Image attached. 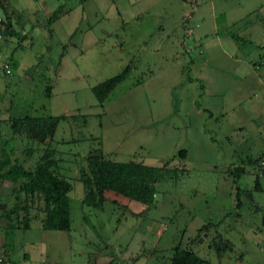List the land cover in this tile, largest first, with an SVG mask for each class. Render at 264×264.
I'll return each mask as SVG.
<instances>
[{"label":"rangeland","instance_id":"1","mask_svg":"<svg viewBox=\"0 0 264 264\" xmlns=\"http://www.w3.org/2000/svg\"><path fill=\"white\" fill-rule=\"evenodd\" d=\"M27 1V34L1 30L0 109L59 117L71 184L67 230L30 264H168L174 245L217 264L218 238L224 264H264V0ZM125 65L99 103L91 87ZM96 151L160 167L151 204L82 202Z\"/></svg>","mask_w":264,"mask_h":264},{"label":"trees","instance_id":"2","mask_svg":"<svg viewBox=\"0 0 264 264\" xmlns=\"http://www.w3.org/2000/svg\"><path fill=\"white\" fill-rule=\"evenodd\" d=\"M54 15L55 13L52 12L50 18ZM1 23L5 25L3 21ZM129 67L125 65L119 72L91 87L99 103L116 83L126 77ZM58 118V116L24 117L20 121L28 136L41 141L52 135ZM52 151L51 148H46L31 170H20V173L27 177L22 187L33 195L34 200L39 201V208L42 211L40 222L43 228L67 230L69 225L67 193L71 184L68 178L56 169V159ZM178 153L184 155V150L180 149ZM85 159V167L80 168L78 177L84 190L82 202L100 207L104 200L103 190L110 189L145 206L151 204L160 167L131 160L114 161L101 154L88 153ZM257 183L255 179L254 186H257ZM215 242L218 244L211 243V245L214 246L216 256H219L220 251L225 247H229L228 242H222L220 238ZM168 264H210V262L196 255L190 248L174 245Z\"/></svg>","mask_w":264,"mask_h":264},{"label":"crops","instance_id":"3","mask_svg":"<svg viewBox=\"0 0 264 264\" xmlns=\"http://www.w3.org/2000/svg\"><path fill=\"white\" fill-rule=\"evenodd\" d=\"M0 9L4 13V18L0 17L5 23L2 25L4 35L14 36L15 34L18 37L27 34L26 27L30 24L29 18L33 16L32 6L28 5L27 0H11V2L0 0ZM13 24L19 29L18 33L15 32ZM186 31V33L191 32L190 29H186ZM3 34L2 37H4ZM59 147L60 139L54 137V131L50 137L38 141L25 133L21 121L18 122L15 119L9 105L2 106L0 109V251L4 252L11 264H30L37 255L40 257V261H44L46 239L43 238L46 234H50V230L58 238L59 233H64V230L47 229L41 226L40 203L38 200H34L32 194L24 190L22 185L23 182H26L27 177L20 173L21 169L31 170L43 151L46 148H51L53 157L56 159V169L62 174L64 170L62 171L60 165L62 156ZM102 194L104 198L118 202L128 199L110 189L103 190ZM135 202V210L144 207L143 204ZM34 219L37 220L36 224L32 222ZM262 221L264 220L262 219ZM160 229L157 228L155 233L158 234ZM23 251L28 258L19 257L20 252ZM111 254L112 251H107V258H110ZM254 257L257 258L258 253L254 252ZM215 258L217 264H224L222 254ZM95 261L93 259V263ZM47 263L52 262L50 260ZM233 264L244 263L237 257L233 260Z\"/></svg>","mask_w":264,"mask_h":264},{"label":"built area","instance_id":"4","mask_svg":"<svg viewBox=\"0 0 264 264\" xmlns=\"http://www.w3.org/2000/svg\"><path fill=\"white\" fill-rule=\"evenodd\" d=\"M2 19L0 18V37H1V28H2ZM0 69L3 73H9V65L6 61H0ZM258 175L264 176V157L260 158L257 162ZM0 264H11L9 258L4 254L3 251H0Z\"/></svg>","mask_w":264,"mask_h":264},{"label":"water","instance_id":"5","mask_svg":"<svg viewBox=\"0 0 264 264\" xmlns=\"http://www.w3.org/2000/svg\"><path fill=\"white\" fill-rule=\"evenodd\" d=\"M93 154H94V155H99V151H96V152H94ZM233 169H234V170H240L241 167H240V166H233Z\"/></svg>","mask_w":264,"mask_h":264}]
</instances>
